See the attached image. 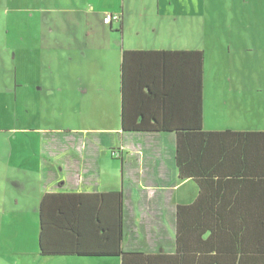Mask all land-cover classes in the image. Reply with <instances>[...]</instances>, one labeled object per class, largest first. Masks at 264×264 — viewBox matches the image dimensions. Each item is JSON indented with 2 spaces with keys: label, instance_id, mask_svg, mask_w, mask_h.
Wrapping results in <instances>:
<instances>
[{
  "label": "crops",
  "instance_id": "obj_1",
  "mask_svg": "<svg viewBox=\"0 0 264 264\" xmlns=\"http://www.w3.org/2000/svg\"><path fill=\"white\" fill-rule=\"evenodd\" d=\"M94 1L9 0L13 9L36 15L22 25L25 40L28 33L34 41L33 50L28 46L22 62L38 64L37 77L41 80L47 73L56 72L55 67L62 58L74 62L77 56L87 66L86 72L78 75L75 72L78 87L74 89L84 95L88 107L97 112L91 115L92 121L86 129L73 131L66 138L58 137L55 141L38 138L40 129L33 125L24 131L36 135L22 137H9V127H0V264H124L122 257L42 256L40 208L47 193L123 191L122 247L125 252L175 255L179 206L185 207L180 212L181 221L190 215L194 216L189 221H197L198 215L190 207L198 200L201 187L193 178L179 175L177 134L126 132L123 129L122 64L125 51L203 52V129L207 132H264L263 125L254 123L255 120L262 124L264 118L259 115L261 110L255 118L257 109L251 105V98L245 96L239 100L234 89H230L225 98L216 92L210 97L206 81L208 63L215 62L221 55L220 46L224 43L229 45V54L246 57L259 53V49L264 53V0H202L205 15H217L220 22L177 27L169 35L162 26L161 35L159 28L150 30L142 26L137 27L134 34L128 29V11L118 5L117 0L103 11L90 3ZM155 1L160 7L162 0ZM168 1L172 3V0ZM187 1L183 15L186 17L194 15L190 11L191 0ZM107 13L118 14L121 20L112 25L101 24ZM199 15L203 18L204 14ZM227 16L229 24H226ZM174 32L176 37H173ZM84 41L89 44V51L80 53ZM23 46L26 47V42ZM55 72L53 78L56 81L63 79V75L55 76ZM26 75L28 80L34 79L31 74ZM57 83L51 84L52 87ZM250 84L249 90L253 91L252 81ZM30 105L29 102L22 104L23 111L30 113ZM2 121L9 123V117ZM19 142L21 146L15 147L14 144ZM212 159H218L217 151ZM207 168L208 173L214 172V166L206 167V171ZM218 171L217 167L215 172ZM220 187L214 182L208 193L217 189L221 194L227 192ZM242 200L233 195L227 199V204L233 208ZM111 206L110 203L109 210ZM249 213L247 210L246 215Z\"/></svg>",
  "mask_w": 264,
  "mask_h": 264
},
{
  "label": "trees",
  "instance_id": "obj_2",
  "mask_svg": "<svg viewBox=\"0 0 264 264\" xmlns=\"http://www.w3.org/2000/svg\"><path fill=\"white\" fill-rule=\"evenodd\" d=\"M203 65L201 51L146 50L125 51L122 64L123 129L176 133L179 175L201 187L190 207L197 221H189L194 215L181 221L185 207L179 206L177 253L123 250V191L58 192L41 201L42 256L122 257L124 264H264V132L203 129ZM214 182L227 192L208 193ZM233 195L243 200L229 208Z\"/></svg>",
  "mask_w": 264,
  "mask_h": 264
},
{
  "label": "rangeland",
  "instance_id": "obj_3",
  "mask_svg": "<svg viewBox=\"0 0 264 264\" xmlns=\"http://www.w3.org/2000/svg\"><path fill=\"white\" fill-rule=\"evenodd\" d=\"M115 1L95 0L90 3L95 5L96 9L103 11L115 4ZM187 2V0H172V3H169L168 0H162L159 7L155 0H117L118 5H122V8L128 11V29L134 34L136 33L135 29L141 26L150 30L159 28L160 35L163 30L165 34L169 35L170 31L172 32L177 27L192 25L198 27L199 22L200 24L202 22L204 24L220 22L217 15H205L202 0H191L190 11L194 15L183 16ZM28 12L13 9L9 0H0V123H2L0 127H9V137H16L15 135L22 137L26 134L36 135L35 132L24 131V128L28 129L33 125L40 129L37 131L38 138L47 140L52 138L55 141V138L58 137L66 138L73 131L86 129L92 121L91 115L95 114L97 110L89 108L87 98L74 89L78 87V80L74 78L75 72L77 75L86 72L87 66L77 56L74 58V62L66 61L65 57L62 58L55 67L56 72L53 68L55 76L63 75V79L58 81L53 78L54 72L47 73L39 80L37 73L40 66L22 62L28 53V46L32 51L34 45V41L28 37V33H26L25 40V32L22 27L28 19L36 17ZM199 14H204L203 18ZM62 17L64 18L65 15L62 14ZM226 20V24H229V16L226 17ZM94 23L96 24L95 20ZM97 23L100 24L98 20ZM101 24H104L103 20H101ZM161 26L163 30H161ZM98 29L101 28L98 27ZM99 35L102 36L101 31H99ZM173 37H176L175 32ZM25 42L26 47L23 46ZM228 46L227 43L222 44L220 46L221 55L215 58V62L208 63L206 81L210 92L209 96L212 97L216 92L220 97L225 98L229 94V90L234 89L239 100L245 96H247L246 99L251 98V105L257 109V112L254 113L255 118L260 114L264 118V53L259 49V53L254 52L246 57L243 54H229ZM84 50L89 51V44L86 42L85 45L81 44L79 52L83 53ZM27 73L31 74L34 79L28 80ZM251 81L253 91L249 90ZM54 82L58 83L52 87L51 84ZM63 82L66 83L59 84ZM33 85H35L36 91ZM218 88H220L219 92ZM54 92L55 94H52ZM27 102L31 104L30 113L23 111L22 108V104ZM103 110L105 111L106 108L104 107ZM258 110H261V113L259 112L257 116ZM238 113H240V108ZM33 114L34 121H32ZM6 117H9V123L2 121ZM254 123L261 127L263 125L264 128V121L261 124L260 121L254 120ZM14 146H21V143H15Z\"/></svg>",
  "mask_w": 264,
  "mask_h": 264
},
{
  "label": "built area",
  "instance_id": "obj_4",
  "mask_svg": "<svg viewBox=\"0 0 264 264\" xmlns=\"http://www.w3.org/2000/svg\"><path fill=\"white\" fill-rule=\"evenodd\" d=\"M120 20H121L120 15L112 14V13H107L103 18V22L105 25H112L113 22H119Z\"/></svg>",
  "mask_w": 264,
  "mask_h": 264
}]
</instances>
